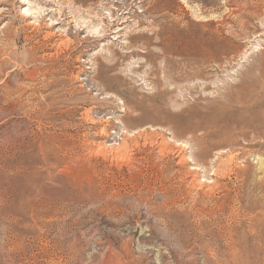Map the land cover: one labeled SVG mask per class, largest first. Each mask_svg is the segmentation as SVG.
I'll return each instance as SVG.
<instances>
[{"label":"rangeland","instance_id":"1","mask_svg":"<svg viewBox=\"0 0 264 264\" xmlns=\"http://www.w3.org/2000/svg\"><path fill=\"white\" fill-rule=\"evenodd\" d=\"M255 226L264 0H0V264H206Z\"/></svg>","mask_w":264,"mask_h":264},{"label":"bare ground","instance_id":"2","mask_svg":"<svg viewBox=\"0 0 264 264\" xmlns=\"http://www.w3.org/2000/svg\"><path fill=\"white\" fill-rule=\"evenodd\" d=\"M99 29L98 25L91 27L93 33H97ZM260 232V228L256 226L253 228L250 244L245 243L244 238L235 236L221 246L216 240L207 241L203 243L199 252L204 257L206 264H258L259 257L264 251V237ZM250 257L253 259L252 262H250Z\"/></svg>","mask_w":264,"mask_h":264}]
</instances>
